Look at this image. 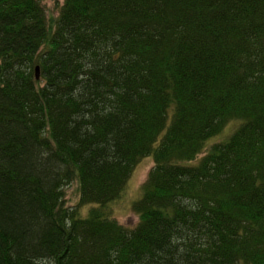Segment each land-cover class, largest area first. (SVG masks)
I'll list each match as a JSON object with an SVG mask.
<instances>
[{"label": "trees", "instance_id": "trees-1", "mask_svg": "<svg viewBox=\"0 0 264 264\" xmlns=\"http://www.w3.org/2000/svg\"><path fill=\"white\" fill-rule=\"evenodd\" d=\"M0 264H264V0H0Z\"/></svg>", "mask_w": 264, "mask_h": 264}, {"label": "rangeland", "instance_id": "rangeland-1", "mask_svg": "<svg viewBox=\"0 0 264 264\" xmlns=\"http://www.w3.org/2000/svg\"><path fill=\"white\" fill-rule=\"evenodd\" d=\"M63 4L64 0H43V5L47 9V11L54 16H58L59 10ZM236 127L237 123H231V126L226 128L222 134L215 136L212 140H210L209 144L223 140L226 136L232 134L235 131ZM153 166L154 162L152 158L149 157L141 160L136 166L129 180L126 191L121 199L110 205L112 208L113 216L127 228H135L139 223L140 218L133 211L132 205L134 201H137L141 198L143 185L146 182L148 174ZM66 200L67 204L70 206H76L78 204V182H73L69 187L66 188ZM89 208L90 206H87L84 209L81 208L83 216L87 215Z\"/></svg>", "mask_w": 264, "mask_h": 264}, {"label": "water", "instance_id": "water-1", "mask_svg": "<svg viewBox=\"0 0 264 264\" xmlns=\"http://www.w3.org/2000/svg\"><path fill=\"white\" fill-rule=\"evenodd\" d=\"M36 77L37 79L40 78V68L39 67L36 68Z\"/></svg>", "mask_w": 264, "mask_h": 264}]
</instances>
